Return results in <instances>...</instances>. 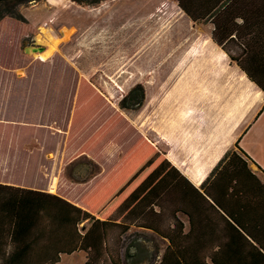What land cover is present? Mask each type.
I'll list each match as a JSON object with an SVG mask.
<instances>
[{
  "label": "trees",
  "instance_id": "16d2710c",
  "mask_svg": "<svg viewBox=\"0 0 264 264\" xmlns=\"http://www.w3.org/2000/svg\"><path fill=\"white\" fill-rule=\"evenodd\" d=\"M32 1L0 0V21L10 16L27 22L19 6ZM177 1L194 22L202 19L196 0ZM203 17L207 19L206 14ZM250 59L256 71L246 69V73L264 89V77L257 76V73L264 76V55ZM242 66L246 68V64ZM134 93L138 97H133ZM145 96L143 85L138 84L121 100L120 106L138 108ZM2 125L7 129L0 133V163L5 158L12 171L3 172L7 169L0 165V264H59L64 255L77 251L86 252L87 264H126L119 244L132 225L149 227L170 240L165 248L158 246L155 255L161 258L157 264H264V237L254 230L240 233L245 243L238 237L231 245L217 247L215 240L202 238L196 222L198 208L188 202L187 195L195 196V200L208 197L212 208L227 211L223 199L208 188L203 192L197 188L85 78L81 79L77 93L64 163L88 155L103 165L105 173L92 184H68L66 189L59 186L55 192L30 187L32 166H10L17 159L26 162L28 158L24 150L28 143L27 129ZM82 131L88 134L81 138ZM111 150L114 152L108 154ZM251 163L255 160L237 142L213 170L214 182L221 176L227 178L233 189L230 195L242 202V207L254 197L242 188L245 177L253 189L264 186ZM15 174H19L17 179ZM90 186L94 189L89 192ZM181 212L189 217L187 233L179 216ZM85 221L92 224L83 233L81 224ZM112 234L116 240L111 248Z\"/></svg>",
  "mask_w": 264,
  "mask_h": 264
},
{
  "label": "rangeland",
  "instance_id": "374dc122",
  "mask_svg": "<svg viewBox=\"0 0 264 264\" xmlns=\"http://www.w3.org/2000/svg\"><path fill=\"white\" fill-rule=\"evenodd\" d=\"M19 9L27 22L10 16L0 21V123L24 127L28 135L26 162L17 159L11 167L30 165L35 172L31 177H38L41 167L49 166L57 176L58 169L47 159L56 158L57 142L65 147L82 78L90 81L141 135L132 120H151L154 96L171 101L161 107L193 101L199 109L217 110L221 82L216 56L193 48L199 41V28L192 25L176 0H34ZM40 46L53 52L48 59L40 58L46 49L33 50ZM246 58L237 56L238 63L245 65ZM138 84L145 89L143 104L135 109L122 108L121 100ZM2 124L1 134L7 129ZM82 132L81 138L88 134ZM85 157L65 164L63 154L55 191L59 186L66 189L68 184L77 185L73 179H82L80 175L88 167ZM4 159L0 165L7 170L3 172L12 171ZM141 235L133 231L126 242L121 239L125 263L157 264L155 253L164 242L155 239L157 246H153L150 235L135 241ZM110 240L112 248L116 236ZM84 261L85 253L79 251L64 255L59 264Z\"/></svg>",
  "mask_w": 264,
  "mask_h": 264
},
{
  "label": "crops",
  "instance_id": "0c3cea01",
  "mask_svg": "<svg viewBox=\"0 0 264 264\" xmlns=\"http://www.w3.org/2000/svg\"><path fill=\"white\" fill-rule=\"evenodd\" d=\"M196 1L202 16L198 22H194L181 9L178 1L177 4L192 25L199 28L196 34L199 41L193 44V48L198 49V52L202 51V54L216 56L219 68L218 83L221 82L217 95V110L209 112L199 109L192 104L193 101H186L183 105L177 102L174 106L161 107L160 104L171 101H160L159 97L154 96L150 105L151 120L139 118L137 123L132 121L149 143L158 151L165 153L197 188L202 192L208 188L214 196L223 199L229 208L227 211L212 208L211 199L208 197L207 200H195V196L187 195L188 202L198 208L196 222L200 235L205 240L211 242L215 240L214 245L218 247L222 244L231 245L238 237L242 243H245L240 233H245L244 230L247 229L254 230L264 237V186L259 185L258 188L253 189L248 185L249 178L245 177L242 188L254 194V197L242 207V202L230 195L233 189L229 187L227 178L221 176L217 182H214L216 174H213V170L225 154L238 142L240 148L255 160L250 167L264 183V173L260 168L261 166L264 169V109L262 110L264 89L252 81L246 73V69L256 71L250 56L264 55V0ZM204 14L207 15V19H204ZM217 40L223 41L219 43ZM52 53L46 58L41 55L40 57L47 59ZM240 55L247 56L246 68L238 63L237 56ZM257 76L264 77L260 73H257ZM144 108L139 113H142ZM55 146L56 158L47 160L60 172L59 162L64 154V143L57 142ZM236 149L239 151L238 148ZM47 150L48 147L44 148L43 153L45 154ZM113 152L114 150H111L108 154ZM49 154L50 151L47 155ZM86 156L88 162L84 164L88 167L80 175L82 179L77 176L78 179L74 180L72 177L77 185L92 184L98 176L105 173L103 165ZM90 166H93L91 171ZM49 168L42 166L38 177L33 175L29 178V186L55 192L59 174L57 170V176L53 175ZM32 173L35 172L32 170ZM93 189L94 186H90L88 191ZM179 216L185 223V233L189 232V217L182 212ZM91 224L90 221L83 222L82 232L85 233ZM133 231L143 234L135 241L141 240L144 235H150L151 244L155 239L164 242L163 248L170 243L169 239L164 238L157 231L142 225H132L128 233L122 235V242H126L128 235ZM246 245H250L249 242H246ZM153 246H157V243ZM84 253L85 261L82 264H87V255L86 252ZM160 258L161 256L157 257L156 263ZM63 259L64 256L62 261Z\"/></svg>",
  "mask_w": 264,
  "mask_h": 264
},
{
  "label": "bare ground",
  "instance_id": "6f19581e",
  "mask_svg": "<svg viewBox=\"0 0 264 264\" xmlns=\"http://www.w3.org/2000/svg\"><path fill=\"white\" fill-rule=\"evenodd\" d=\"M54 47V46H53ZM48 49H46L44 52L45 53H43V55L41 54V56L43 57V58H46L51 52L50 51H47ZM42 53V52H41ZM40 54V53H39ZM38 54V55H39Z\"/></svg>",
  "mask_w": 264,
  "mask_h": 264
},
{
  "label": "water",
  "instance_id": "95a60500",
  "mask_svg": "<svg viewBox=\"0 0 264 264\" xmlns=\"http://www.w3.org/2000/svg\"><path fill=\"white\" fill-rule=\"evenodd\" d=\"M45 49H46L45 46L33 47V50H35V51H37V50L43 51Z\"/></svg>",
  "mask_w": 264,
  "mask_h": 264
}]
</instances>
